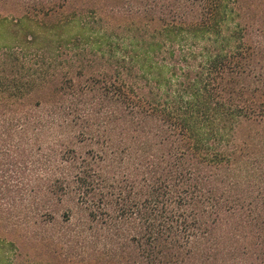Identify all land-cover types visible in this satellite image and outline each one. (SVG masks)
Segmentation results:
<instances>
[{
  "label": "trees",
  "instance_id": "1",
  "mask_svg": "<svg viewBox=\"0 0 264 264\" xmlns=\"http://www.w3.org/2000/svg\"><path fill=\"white\" fill-rule=\"evenodd\" d=\"M0 264H264V0H0Z\"/></svg>",
  "mask_w": 264,
  "mask_h": 264
},
{
  "label": "rangeland",
  "instance_id": "2",
  "mask_svg": "<svg viewBox=\"0 0 264 264\" xmlns=\"http://www.w3.org/2000/svg\"><path fill=\"white\" fill-rule=\"evenodd\" d=\"M81 146V151L82 152H87L88 150H94V151H100L101 146L96 145L93 143H85V144H79L78 147Z\"/></svg>",
  "mask_w": 264,
  "mask_h": 264
}]
</instances>
